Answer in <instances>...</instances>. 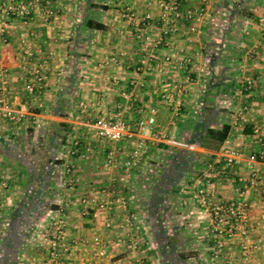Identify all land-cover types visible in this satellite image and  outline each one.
<instances>
[{"label":"crops","instance_id":"0c3cea01","mask_svg":"<svg viewBox=\"0 0 264 264\" xmlns=\"http://www.w3.org/2000/svg\"><path fill=\"white\" fill-rule=\"evenodd\" d=\"M148 1H41L28 24L8 22L0 70H7L8 101L26 116L20 123L0 119V264H47L50 222L60 208L70 247L61 264L90 262L95 237L107 245L101 264H132L138 258L149 264H264V181L255 190L246 189L250 235L262 240L247 263L241 262L237 245H226L221 257L213 258L210 216L191 199L205 173L216 199H236V191L244 188L241 179L250 173L246 158L259 151L258 137L264 141V38L258 25L264 0H208L202 18L180 24L178 33L159 48L154 47L160 36L159 12ZM200 1L185 3L198 7ZM126 3L139 17L152 16L146 29L150 43H138L135 27L121 19ZM88 22L102 28H89ZM25 46L35 54L28 64L19 59ZM120 54L123 60L105 63V57ZM142 55L154 65L168 55L191 63L180 72L141 75L136 62ZM31 64L41 65L46 75L40 95H29L24 88ZM181 87L182 106L174 114L160 96L177 94ZM124 92L135 103L123 98ZM82 102L88 113L80 111ZM118 109L131 124L156 109L167 139L150 150L131 172L129 184L112 195L106 153L115 150L123 161L132 145L99 139L94 124ZM223 125L230 130L220 149L202 148L205 131ZM75 140L80 155L73 156ZM226 147L241 152L244 162L224 175L219 165L207 172ZM70 178L72 188L65 185ZM121 195L128 200L134 226L118 230L124 212L115 210L114 228L107 230L108 214L97 204ZM82 198L95 201L87 217L81 215ZM132 240L139 242L137 253L126 248Z\"/></svg>","mask_w":264,"mask_h":264},{"label":"built area","instance_id":"2783aa9c","mask_svg":"<svg viewBox=\"0 0 264 264\" xmlns=\"http://www.w3.org/2000/svg\"><path fill=\"white\" fill-rule=\"evenodd\" d=\"M41 1L49 4V0H0V46L5 42L8 34V22L18 20L22 24H28L33 15V11ZM186 0H149L148 6H156L159 12L158 23L160 36L155 42L154 47L159 48L166 45L169 37L176 35L179 26L182 23H191L198 18H202L209 6L208 0H201L198 7H188ZM120 17L126 23L135 27V39L138 43L147 44L151 42L146 29L150 26L152 16L146 14L139 17L129 4H124L121 8ZM258 25L260 32L264 38V18L259 19ZM34 51L30 46H25L20 55V61L28 64L34 58ZM1 57V51H0ZM124 55H115L105 57V63L116 64L119 60L124 59ZM190 59L178 60L174 55L164 56L162 63L153 64V60L148 55H142L136 62L137 72L141 75H148L153 72L163 73L167 70L180 72L187 70ZM7 70H0V119L10 123H20L23 121L26 113L14 107L7 99L6 94ZM247 89L250 90L253 82L246 83ZM132 85L135 83L132 82ZM46 86V75L41 65L31 64L26 75L25 91L29 95H40ZM177 94L163 93L161 94L162 102L167 105L174 114H178L182 106L179 92ZM122 97L135 103L127 93H122ZM82 113H88L89 106L82 102L79 104ZM119 110V109H118ZM97 137L109 143L128 142L132 148L123 161H120L115 150H109L105 156L104 168L112 174L111 194L115 195L119 187H125L131 180V172L138 168L143 160L149 155L153 147L163 144L167 135L162 130L158 122V111L151 109L149 115L142 117L133 124L125 119L124 111L119 110L111 118L98 119L95 124ZM76 131V127H73ZM260 149L251 153L246 159L250 165L249 175L241 179L244 184L242 190L236 191V199L222 202L216 199L211 190V180L209 175L205 173L203 180L192 193V201L200 209L209 214L211 219L210 234L216 240V246L213 249V258L219 259L226 245H237L242 263L250 261L252 255L259 251L262 246L261 239H253L250 235L253 229L251 222V210L246 199V189L255 190L264 181V141L262 137H258ZM79 142L74 141V150L72 155H80L78 151ZM245 158L241 152L231 148H223L216 160L207 166V172L213 169V166L219 165V173L224 175L235 166H239L244 162ZM258 166V167H257ZM66 174L71 176L72 170L68 168ZM65 185L69 188L74 186V180L65 181ZM105 193V192H104ZM107 193V192H106ZM81 215L87 217L90 214V203L94 200L82 198ZM97 208L108 214L105 220V228L107 230L114 228V222L111 216L114 211L124 212L123 219L116 225L120 231L132 229L134 219L132 215L127 213L128 200L123 196L113 198L109 203H98ZM64 208L57 211V218L51 220L49 227V237L45 245L47 251V264H61L63 256L70 250L65 240V213ZM121 240H118L120 244ZM93 252L92 259L87 264H101V261L107 255V245L99 237L92 240ZM127 250L137 253L139 242L132 240L127 244ZM132 264H149L142 259H136Z\"/></svg>","mask_w":264,"mask_h":264},{"label":"trees","instance_id":"16d2710c","mask_svg":"<svg viewBox=\"0 0 264 264\" xmlns=\"http://www.w3.org/2000/svg\"><path fill=\"white\" fill-rule=\"evenodd\" d=\"M87 26L92 29H101L102 26L96 24L91 25L90 22L87 23ZM229 126L223 125L220 130L207 129L204 136L201 139V146L204 149L211 151H218L223 143L226 141L229 134Z\"/></svg>","mask_w":264,"mask_h":264}]
</instances>
